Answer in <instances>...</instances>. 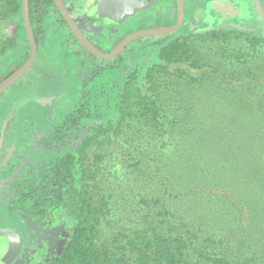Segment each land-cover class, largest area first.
Segmentation results:
<instances>
[{"label":"trees","instance_id":"16d2710c","mask_svg":"<svg viewBox=\"0 0 264 264\" xmlns=\"http://www.w3.org/2000/svg\"><path fill=\"white\" fill-rule=\"evenodd\" d=\"M29 5L40 41L54 0ZM0 13L24 26L23 0H0ZM228 28L152 40L92 84L83 143L62 162L75 224L50 264H264V32ZM17 68L0 69V83ZM97 149L109 154L86 165ZM113 151L127 158L126 199L143 194L147 210L105 245L96 203L115 190L99 165Z\"/></svg>","mask_w":264,"mask_h":264},{"label":"flooded vegetation","instance_id":"af4514ba","mask_svg":"<svg viewBox=\"0 0 264 264\" xmlns=\"http://www.w3.org/2000/svg\"><path fill=\"white\" fill-rule=\"evenodd\" d=\"M138 1L141 0H135L134 3ZM197 1L199 4L202 3ZM180 2L181 0H162L161 3L155 4L151 9L146 10L133 20L137 22L139 17L147 18L146 21L148 22L162 19V26L175 25L180 16ZM63 3L82 34L99 51L108 54L121 42L120 38L116 41L111 40V37L117 36H113V34L122 30L120 24L101 19L98 10L91 5H77L73 3V0H63ZM192 6L193 0H185L182 27L188 20L193 19L190 13ZM47 20L46 33L40 36V41L36 40L38 49L36 61L26 74L35 70L36 63L40 62L38 61L39 53L43 51L41 49L42 42L44 40L47 42L46 36L53 32H57V35L62 34V38L60 36L62 39H60L62 41L60 46L63 47L61 50L65 49L63 52L73 55L77 60L75 68L78 70L77 75L82 84V89L74 92L75 95L80 92L76 104L71 105L69 103L64 106H56L41 123L23 119L17 109L20 95L17 93L8 94V92L26 74L0 96V193H7L5 198L0 195V202L2 200L7 202L11 213L26 225L29 234H36L39 240L43 236L46 238V244L49 243L53 257L44 264H50L64 253L72 232V230H65L64 226L58 222V220L61 221V217H58L57 213L62 211V208H69L70 202V176L63 169L62 162L67 154H76L79 151V147L83 143L81 134L86 129L85 118L79 115L83 107L80 100L83 97L97 95L96 91L86 92V90L93 86L94 82H99L98 79L101 78L103 72L105 73L107 70L113 72L119 64H132L133 58L132 56L128 61L125 60L126 56L133 55V53L128 54L133 42L113 59H104L95 55L77 39L64 15L57 7L55 0ZM57 20L60 22L59 28L49 32V26L51 25L52 30V25ZM209 26L221 29L230 27L234 30L237 29L236 27H244L250 31L264 32V0H233V4L226 7ZM152 28L156 27L149 26L148 29ZM26 38L28 40L27 34ZM69 46L71 48L67 52L66 49ZM108 46L112 47L109 52L105 51ZM26 52L27 57L25 56L20 62L12 60L8 62L7 66H12V69L18 67L13 73L21 68L30 57L29 40ZM1 57L3 54L0 55ZM44 57L49 61L53 60V57L49 58L47 52L44 53ZM23 61H25L23 65L19 66ZM87 61L88 65L90 64L89 70L84 71L83 67L86 66ZM93 61L103 63L104 68L93 71L91 66ZM19 88L18 92L22 93L26 90L27 84ZM61 99H64V96L59 100ZM80 127H82L81 131H79ZM72 144L76 148L72 147L70 150ZM76 156L78 157V155ZM5 178L7 179L6 182L3 181ZM68 215L69 213H67ZM37 264L42 263L37 262Z\"/></svg>","mask_w":264,"mask_h":264},{"label":"rangeland","instance_id":"374dc122","mask_svg":"<svg viewBox=\"0 0 264 264\" xmlns=\"http://www.w3.org/2000/svg\"><path fill=\"white\" fill-rule=\"evenodd\" d=\"M199 1L202 3L199 4L197 0H193L192 10H190L193 19L186 22L184 27L180 30V33L184 35L191 32L204 33L208 28H210V30H220L221 28L219 27L212 28L209 25L214 22V19L226 7L233 4V0ZM161 2L162 0H141L132 4L130 2L122 3L119 0H88L85 2L73 0V3L77 5L86 4L93 6L98 10V14L100 13L101 19L122 26L120 32L113 34V36H117L111 37V40L113 41H116V39L119 38L122 41L131 34L147 30L149 26H154L156 28L165 27L162 26V19L148 22L146 21L147 18L142 19L139 17L137 22L133 20V18L142 15L146 10L151 9L155 4ZM58 20L53 23L52 30L51 25L49 26V32H53L59 28L60 22ZM24 29L25 26H22L19 18H17V20L12 19L7 21L5 18L1 17L0 13V55L3 54V57L0 58L1 70L7 67L10 60L20 62L25 56L27 57L26 51L28 40L26 34L23 32ZM235 30L241 31L239 29ZM60 36L62 38V34L57 35V32L50 33L46 36L47 42L45 40L42 42L41 49L43 51H40L39 53L38 61L40 62L36 63L35 70L28 72L16 84V86L8 92V94L17 93V95H20L18 97L17 109L19 115L27 121L41 123L45 120L47 114L51 113L52 109L54 110L56 106H64L69 103H71V105L76 104L75 102L80 92L76 95L74 92L82 89V84L80 83L81 79L77 75L78 70L75 68L77 60L73 55L63 52L65 49L61 50L63 47L60 46L62 42ZM169 36H171V34L161 36L162 38L153 36L133 42L128 54H132L147 46L152 40L154 41L153 43H156ZM71 41L74 43L72 39ZM70 48V46L67 47L66 51L68 52ZM111 48L112 47L108 46L105 51L109 52ZM46 52L49 58L53 57L52 61H49V59L47 60L44 57V53ZM140 56L141 61H145V59L147 60L149 57V54L145 49L140 52ZM85 64L86 66L83 67V70H89L90 64L88 65V61ZM91 66L93 71H99V69L104 68V64L98 61L91 62ZM24 84H27V88H25L26 90L22 93L18 92L20 89L19 87L24 86ZM93 91H98V88L91 86L86 90V92ZM63 96L64 99L59 100ZM101 152L109 154V150L106 151L105 149L91 150L85 164L90 165L95 163V156ZM124 160H127V158L121 157L118 154V151H113V155H109L106 162L99 165L104 169L103 178L106 180V177H108V180L111 182L112 187L115 190L114 198L109 199L107 195L105 200H100L96 203L98 208L102 206L100 208L102 215L100 217L99 240L105 245L112 242L116 237L118 230L142 227L145 223V221H140L139 218L141 216L137 217L135 215L136 210H140L142 215L146 213L147 206L146 204L144 205L141 203L142 199H145L143 198V194L134 199V205L132 200L126 199L127 197H130L133 191L127 190V187L125 186L127 178H122V172L121 170L119 171V167L122 168L123 166H126L124 165ZM98 178H100V175ZM3 181L6 182L7 179L5 178ZM119 182L122 183L120 191ZM248 192L247 189L246 193ZM6 194V192L0 193L3 198H5ZM67 213H69L68 216ZM57 214L58 217H61V221L58 220V222L64 226L65 230L71 231L75 222L70 215V202L69 208H62V211H59ZM244 215L245 219L249 221L250 215L246 208ZM50 249L49 243L46 244V238L44 236L39 240V237L36 234H29L26 225L11 213L7 202L3 200L0 202V264H37V262L44 264L53 257Z\"/></svg>","mask_w":264,"mask_h":264},{"label":"water","instance_id":"95a60500","mask_svg":"<svg viewBox=\"0 0 264 264\" xmlns=\"http://www.w3.org/2000/svg\"><path fill=\"white\" fill-rule=\"evenodd\" d=\"M122 3H134L135 0H119ZM149 1V0H145ZM184 2L185 0H181L180 2V16L175 25L172 26H166L162 28H152V29H147L143 30L134 34H131L127 36L125 39H123L115 48L113 51L110 53H103L99 51L95 46H93L89 40L86 39V37L82 34L80 29L75 23V20L72 18L70 13L67 11L65 8V5L63 3V0H55V3L59 10L62 12L64 15L65 19L67 20L68 24L72 28L74 34L76 35L77 39L85 46L87 47L91 52H93L95 55L98 57L104 58V59H113L117 56H119L123 50L126 49L127 46H129L132 42L142 39V38H148V37H153V36H166L175 33L181 27L183 26L184 23ZM23 22L24 26L26 29V34L29 40L30 44V57L26 61V63L19 68L15 73H13L9 78L4 80L0 84V96L8 90L11 86H13L16 82H18L25 74L26 72L34 65L37 54H38V49H37V42L36 38L33 33L32 29V24L30 20V5H29V0H23ZM237 29L243 30V28L238 27Z\"/></svg>","mask_w":264,"mask_h":264}]
</instances>
